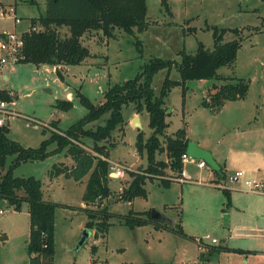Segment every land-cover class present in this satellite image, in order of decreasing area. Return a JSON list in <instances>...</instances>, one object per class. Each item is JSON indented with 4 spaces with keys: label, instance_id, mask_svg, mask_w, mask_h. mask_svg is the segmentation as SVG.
<instances>
[{
    "label": "rangeland",
    "instance_id": "obj_1",
    "mask_svg": "<svg viewBox=\"0 0 264 264\" xmlns=\"http://www.w3.org/2000/svg\"><path fill=\"white\" fill-rule=\"evenodd\" d=\"M14 1L23 22L15 25L10 18L1 20L0 31H25L31 18L45 15L44 0H36L37 3L4 0L7 4ZM168 1L171 15L162 8L161 0H147L150 26L142 34L131 36L117 30L115 38L108 39L102 33L90 32L83 39V45L97 57L89 58V65L37 67L18 64L0 68V88L15 96L10 109L17 115L7 122L10 138L25 148H39L55 130L52 122L59 121L60 130L65 131L85 117L87 109L80 102L79 93L95 105L101 104L108 89L134 79L151 59H171L179 63L180 52L184 49L192 55L196 54L199 43L209 50L214 49V27L240 29L244 32V40L237 61L221 68L219 79L188 82L185 106L182 88L172 89L166 99L169 127L161 138L166 147V138L175 137L185 128L192 142L203 149L208 148L206 150L217 162L225 163L231 204L227 206L224 189L215 186L218 183L215 173L209 167L200 169L193 163L184 166L190 182L180 183L177 179L181 176L168 170L167 178L175 180L169 188L157 180L148 181L147 199L137 198L132 203L121 201L122 188L132 180L130 173L147 166L146 153L142 156L136 148L137 135L142 132L147 140L153 132L147 112L137 114L135 106L126 107L123 110L125 123L112 133L110 139L101 143L108 148L110 167L118 164L126 174L122 179H114L109 171L112 196L101 203H86L83 209V185L65 181L54 186L51 192V201L62 205L56 212V252L52 264H264V257L258 253L222 250L229 247L264 251V195L246 192L243 181L231 183L229 180L242 171L247 179L264 182V0ZM66 31V28L61 29L62 36ZM234 39L231 33L224 36V42ZM167 76L168 71L163 70L154 77L152 87L157 96ZM170 78L181 80L176 67ZM238 79L249 83L245 100L227 102L219 111L202 106L215 85L234 84ZM62 101L71 102L73 106L64 110L60 107ZM135 116L142 120L139 129L133 126ZM108 118L109 115H105L87 129L104 126ZM45 130L48 131L46 134L43 133ZM84 141L93 146L92 140ZM55 148V145L51 147ZM53 159L58 158L54 156ZM158 159L167 160L166 153L159 154ZM13 160L14 157H9L8 164ZM49 163L48 160L46 163L22 164L15 176H34L45 181ZM88 180L89 177L83 183L87 184ZM104 207L111 215L105 237L101 235L96 239L98 231L93 229L89 239L80 245L90 221L89 212L98 214L95 223H99L103 221ZM153 209L175 225L180 223L188 238L171 231L156 230L153 225L134 230L124 225L123 218L131 210L144 213ZM226 216L228 221H225ZM29 234L28 204L24 203L20 211L6 206L0 213V264H29ZM214 238L217 244L212 243ZM94 246L97 247L95 253Z\"/></svg>",
    "mask_w": 264,
    "mask_h": 264
},
{
    "label": "trees",
    "instance_id": "obj_2",
    "mask_svg": "<svg viewBox=\"0 0 264 264\" xmlns=\"http://www.w3.org/2000/svg\"><path fill=\"white\" fill-rule=\"evenodd\" d=\"M1 5V3H0ZM161 6L166 13H171L168 0H161ZM31 26L42 28L39 32L25 35V60L20 64H33L37 67H66L82 65L92 57L91 50L83 45V39L90 32L102 33L105 38L114 39L116 31L120 30L131 36L142 34L149 29L147 0H47L46 14L31 19ZM66 28L62 36L61 29ZM214 49L209 50L199 43L196 54L192 55L182 50L181 61L153 58L147 63L142 72L134 79L118 84L104 95V101L95 105L82 93L78 94L80 102L87 109L85 117L73 124L69 129L61 131L59 121L52 122L53 130L50 137L45 139L39 148H25L19 142L10 138V127H0V202H5L0 211L6 206L20 211L23 204L29 206L30 234L28 240L29 264H52L56 252V212L62 205L46 201L43 194V183L34 176L16 177L15 171L26 163L44 162L48 158L66 154L74 164L66 166L56 164L52 167L51 176L63 175L66 179L81 182L89 177L83 201L87 204L102 202L112 196L110 188L109 152L102 142L111 138L112 133L125 123L123 110L135 106L137 114L147 112L149 127L152 135L146 140L144 133L137 135L136 148L140 155H147V166L139 172H131V182L121 191L120 200L132 203L137 198H148L146 185L148 181H159L162 186L169 188L173 180L168 179V170L176 176H182L184 163L182 157L187 152L190 139L187 130H179L175 137L166 138V147L162 137L169 127L166 99L176 86L182 88L183 105L186 104L189 88L188 82H204L219 79L218 71L236 63L239 51L242 49L244 32L240 29L213 28ZM258 31V30H255ZM227 33L235 39L224 42ZM176 67L181 80L170 78ZM167 70L168 76L164 81L160 95L157 96L152 84L159 72ZM250 86L248 81L238 79L234 84L215 85L208 97L202 101V106L213 111H219L227 102H236L247 98ZM0 101L13 103L15 96L12 92L0 88ZM73 104L62 101L60 107L69 110ZM105 115L109 118L104 126L96 130L87 126L100 120ZM45 130L43 133L46 134ZM85 139L93 141L90 147ZM55 145V149L51 147ZM166 153L167 160H159L158 155ZM9 157L14 160L9 165ZM220 171H213L218 179H226L224 166ZM227 198V206L231 204V193L223 190ZM101 215L103 221L95 223L98 214L90 213L88 230L97 229L96 239L105 237L111 217L104 207ZM124 225L130 229L153 225L156 230H166L182 237L188 235L183 226L168 222H154L151 211L136 213L131 210L124 216ZM100 234V235H99ZM201 243V242H200ZM97 247H93L96 252ZM223 252L239 254H256L242 249L223 248ZM171 264V263H167Z\"/></svg>",
    "mask_w": 264,
    "mask_h": 264
},
{
    "label": "built area",
    "instance_id": "obj_3",
    "mask_svg": "<svg viewBox=\"0 0 264 264\" xmlns=\"http://www.w3.org/2000/svg\"><path fill=\"white\" fill-rule=\"evenodd\" d=\"M10 18L14 21L15 25H20L23 19L18 15V11L15 6H2L0 5V21ZM42 28L39 26L32 27L31 24L29 28L22 32H10L2 31L0 33V68L4 67H15L26 58L25 56V35L32 32H39ZM17 115L10 109V103L6 101H0V127L7 126V122L11 116ZM184 166L186 163L197 164L198 168L206 169L207 164L204 161H198L193 159L191 156L184 154L182 157ZM110 167V177L114 179H122L125 177L124 168L118 164H112ZM127 170V169H126ZM130 171V170H129ZM174 180V179H172ZM180 183L185 184L191 181V178L187 175L185 169L181 177L177 179ZM176 180V181H177ZM231 183H238L243 181V188L246 192L264 195V182L261 180L247 179L246 174L242 171L237 172L234 176L230 177ZM175 181V180H174ZM226 179H218L215 185L220 189L227 190ZM2 213V211H0ZM210 238L209 236L207 237ZM213 244H217L216 239H212Z\"/></svg>",
    "mask_w": 264,
    "mask_h": 264
},
{
    "label": "crops",
    "instance_id": "obj_4",
    "mask_svg": "<svg viewBox=\"0 0 264 264\" xmlns=\"http://www.w3.org/2000/svg\"><path fill=\"white\" fill-rule=\"evenodd\" d=\"M0 3H1V5L2 6H15L16 7V9H17V11H18V5H17V2L16 1H14L12 4H7L6 2H4V0H0ZM31 3H37V1L36 0H31ZM46 3H47V0H44L43 1V6L45 7V14H46ZM41 16H44V15H41ZM35 18H37V17H35ZM39 18V17H38ZM31 19H34V18H31ZM31 19H30V21H31ZM2 31H0V33H1ZM86 38V37H85ZM91 53H92V57L91 58H96L97 57V55L95 54V53H93L92 51H91ZM89 59H87L83 64H90V61H88ZM137 117L135 116L134 118H133V120L132 121H135V119H136ZM139 119H140V117H138ZM140 124H141V126H142V120L140 119ZM189 138V137H188ZM190 139V138H189ZM190 141H191V139H190ZM198 144V143H197ZM198 146L199 147H202V146H200V144H198ZM204 149H208V148H204ZM210 150V149H209ZM53 157L54 156H52V157H50V158H48L46 161H44V163H46L48 160L50 161V163L48 164L49 165V170H48V177H47V179L45 180V181H42V183H43V194H44V199L46 200V201H49V202H53V201H51V192L52 191H54V186H60L61 184H64L65 183V181H74V180H70V179H66L63 175H60V176H54V175H52L51 176V170H52V167L54 166V165H56V164H58V165H60V164H63V165H66V166H72L73 164H74V162H73V160H72V158L71 157H69V158H67L66 156H65V154H60L59 156L58 155H56V157L58 158L57 160H54L53 159ZM215 158V157H214ZM63 159V160H62ZM70 160V161H68L67 162V160ZM216 159V158H215ZM110 161V160H109ZM217 161V160H216ZM111 162V161H110ZM35 163H40V162H35ZM219 163V162H218ZM219 164H221V163H219ZM222 166H224V168L225 169H227V166H226V164L224 163V165L223 164H221ZM143 166V165H142ZM141 166V167H142ZM214 179V178H213ZM85 180H86V178L84 179V180H82L81 182H76V181H74L76 184H78V185H83L84 187H85V190H86V185L87 184H85V183H83V182H85ZM48 186H50V188L48 189ZM47 189L49 190V192L47 193ZM123 189V188H122ZM235 189V188H234ZM85 193V192H84ZM53 203H56V202H53ZM58 204V203H57ZM82 208L84 209V208H86V203L83 201V203H82ZM171 221V220H170ZM172 222V221H171ZM172 224H175L174 222H172ZM215 239V238H214ZM234 249H241V248H234ZM242 250H244V249H242ZM244 251H251V252H253V250H244ZM256 253H258V254H260V255H262L263 257H264V251H258V250H256Z\"/></svg>",
    "mask_w": 264,
    "mask_h": 264
},
{
    "label": "water",
    "instance_id": "obj_5",
    "mask_svg": "<svg viewBox=\"0 0 264 264\" xmlns=\"http://www.w3.org/2000/svg\"><path fill=\"white\" fill-rule=\"evenodd\" d=\"M133 126L137 127V129L141 128L140 119L138 117L135 119V121H133ZM186 154L188 156H191L195 160L204 161L212 171L221 170V166L216 161L213 154L210 151L199 147L198 144L195 142L190 141ZM3 206H5V202L1 201L0 209ZM151 219L154 222H168L169 221L166 217H164V215H162L160 212H158L155 209L151 211ZM225 221H228V216L225 217ZM91 234H92V231L87 229L85 233L83 234L82 240L80 241L79 244L83 245L87 241V239H89Z\"/></svg>",
    "mask_w": 264,
    "mask_h": 264
}]
</instances>
